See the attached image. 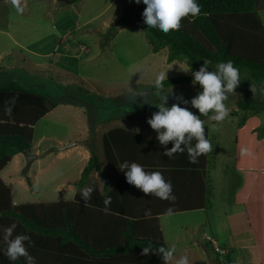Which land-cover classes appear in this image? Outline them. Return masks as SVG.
Returning <instances> with one entry per match:
<instances>
[{"label": "trees", "instance_id": "1", "mask_svg": "<svg viewBox=\"0 0 264 264\" xmlns=\"http://www.w3.org/2000/svg\"><path fill=\"white\" fill-rule=\"evenodd\" d=\"M64 1L76 3L80 0ZM197 2L200 14L182 18L180 28L168 33H161L144 23L142 12L146 5L143 3L125 7L117 21L106 29L103 44L114 37L119 29L137 28L142 31L152 53L166 50L168 64L180 61L188 68L191 65L192 71H197L199 63L203 61L216 65L231 60L239 68L240 74L247 72L252 81L264 89V27L258 15L264 11V0ZM192 83L193 76L189 71L186 76L165 80L163 91ZM132 89L137 94H153L154 91L153 84H134ZM192 98L173 99L174 102L170 104L178 103L181 107H188L202 120L209 117L211 113L208 116L201 115L198 109L191 106ZM183 100L189 103L185 105ZM56 105L44 90L26 88L17 82L0 85V172L15 155L25 156L30 153L34 126ZM236 106L237 111L253 112L255 115L264 112V104L254 99L240 100ZM8 108H11L10 114ZM151 116L149 113L147 120ZM246 119L244 117L242 121L245 123ZM147 120L149 129L155 131ZM245 126V133L255 140H261L259 148L263 153L260 170L252 166L241 172L243 178L246 172L251 173L247 176L249 188L245 209L259 263L264 264V123L255 128L248 124ZM256 130L260 132L255 133ZM207 133L205 127L206 138ZM130 136L124 130L114 129L104 136L103 143L114 145L120 140L123 144H129L133 141ZM139 140L146 142L144 139ZM82 143L90 151V157L81 172L77 187H81L93 171L100 170L94 149L88 145L87 140ZM195 143L193 140L189 146ZM181 146L184 148L185 144ZM135 151H139L137 147ZM111 153L112 150H106L107 158L110 159ZM236 156L240 166L241 153L238 148ZM117 157H114L115 161H110L111 165L123 163L122 158ZM93 189L87 203L81 194H76L72 201L14 205L8 187L0 179V247L5 246V229L15 223L17 227L13 229L12 238L20 234L31 237L32 243L28 245L25 241V244L37 264H165L157 252L161 246L166 248L158 220L128 217L110 210L105 212V196L100 195L96 186ZM112 194L110 192L107 195L112 198ZM148 246L151 251L145 255L142 250ZM0 264L26 262L23 257L12 262L0 252Z\"/></svg>", "mask_w": 264, "mask_h": 264}, {"label": "rangeland", "instance_id": "2", "mask_svg": "<svg viewBox=\"0 0 264 264\" xmlns=\"http://www.w3.org/2000/svg\"><path fill=\"white\" fill-rule=\"evenodd\" d=\"M21 4L24 8L22 14L16 12L11 0H0V85L17 82L26 88L44 90L56 103L69 102L81 106L85 109L89 128L94 130L100 125L99 134L110 127L112 123L109 120L119 116H137L140 128L145 130V116L158 111L155 104L159 100L153 94H138L135 101H131L129 88H133L134 84H154L156 75L162 71H167V79L189 74V71H185L188 67L183 62H166L165 49L152 53L142 31L137 28L119 29L114 37L103 44L107 27L117 21L122 15V9L137 5L135 0H80L67 4L57 0H21ZM259 16L264 24V12ZM14 41L20 43V47ZM80 45L87 47V52L80 51ZM35 53L50 56L43 58ZM36 63H43L45 66L34 67ZM203 64L204 61L200 62L199 68ZM212 70H215V65L208 63V71ZM240 80L235 89L241 91L240 94L244 97L242 100L254 99L264 104L258 100L263 88L257 86L247 72L240 74ZM252 88L256 91L253 92ZM235 89L228 95H235ZM200 90L197 83L175 94L172 91L168 93L167 106L170 107V103L177 99L173 97L172 100L173 94L195 97ZM231 102L233 98H228L226 106L230 107ZM233 109L238 110L237 106ZM238 112L237 115H228L221 122L210 120L209 117L204 120V127L209 128L207 139L210 135L212 151L221 159L219 180L222 186L220 199H215L217 207L226 204V198L244 184L242 166L238 165L237 159L234 162L233 150L237 154L238 148L241 153V143L249 153L252 152L251 143L248 140L242 142L241 131L246 127L242 118L254 113ZM66 116L48 114L43 117L34 126V145L43 135L47 138L41 144V150H44L46 146H53L54 137H65L74 131L79 118L73 114ZM256 120L259 123H254L255 127H261L264 113ZM257 130L255 133L260 132ZM86 140L100 157L101 143L95 146L93 134ZM214 147H218L219 152ZM261 152L260 150L259 153ZM208 156L209 164L213 165L212 153L208 152L206 157ZM25 164L26 159L19 174L23 179ZM80 166L81 162L76 159L71 163H43L40 168L44 170L39 174L38 182L33 186L27 184V191L22 190L25 199H17L20 194L18 186H10L13 200L21 203L66 199L57 197L53 185H60L66 179L77 177ZM5 171L2 173L3 177L6 176ZM35 171L36 165H33L31 173ZM220 256L224 258V255Z\"/></svg>", "mask_w": 264, "mask_h": 264}, {"label": "crops", "instance_id": "3", "mask_svg": "<svg viewBox=\"0 0 264 264\" xmlns=\"http://www.w3.org/2000/svg\"><path fill=\"white\" fill-rule=\"evenodd\" d=\"M262 12L264 11H260L258 15ZM14 42L20 47V43ZM36 55L43 58L50 56L48 54ZM44 66L43 63L34 64V67L37 68H44ZM190 85L176 87L164 93L173 91L175 94L179 90L190 88ZM197 88L198 87L195 88L196 91ZM235 91V95H228L227 97V99L233 98L230 107H227L229 115L231 116L239 113L237 110H234L233 107L236 106L237 101L244 98L240 94L241 91L238 92V89H235ZM174 94L172 100L173 97H190L189 95L178 96ZM47 96L51 101L55 102L53 97H50L48 94ZM243 100H246V98ZM258 100L264 102V91L260 92ZM261 113L247 116L245 124L255 128L254 123H259L256 119ZM48 114H58L59 116H62V114L64 116H71V114H73V116L79 118V122L74 131L65 137H54L53 146H46L44 150H41V144L47 139L46 137L42 135L35 145L32 142L29 155L36 156V159L32 161L26 174L24 173L25 179L19 175L22 167H24L25 156L22 154L15 155L8 165L0 172V179L8 187L14 205L49 202H15L12 197L10 186H18V194H20L17 199L23 200L25 196H23L24 193L22 190L27 191V184H32V186L36 184L39 174L44 170L40 168V165L45 162L51 164L56 161L71 163L72 160L76 159L81 162L77 177L66 179L61 182L60 185H53L57 197H66V199H58V201L55 200L51 202L72 201L76 194H81V189L84 187L93 188L96 186L101 196L113 192L109 205L110 211L133 218H156L158 220L159 230L166 248H175L173 260L169 261V264H175L181 256H187L189 264H260L245 209L249 188V179L247 176L251 175V173L248 174L246 172L244 175L246 179H244V184L239 186L236 191L234 190L232 195H229V198H226V204L223 203L222 206L217 207L215 199H220L222 184L219 180V171L221 170L219 163L221 159L219 155H215V152L210 151V153H212V159L214 160L213 165L209 164V156L206 157L205 154V156L201 154L197 158L196 163H191L188 158L186 146H184V148L181 146V149H185L184 152H177L173 157L169 158L163 153L166 148L170 149L173 146V142L169 141L166 146L160 145L157 140L156 131L150 130L148 126H146L145 130L141 129L139 125L141 124L140 119L134 115L119 116L109 120V122L112 123L110 127L104 129V131L99 134L100 125L94 128V130L89 128V121H86L85 109L76 104L69 102L61 104L57 102L56 107L46 115ZM46 115L44 117H46ZM148 116L149 115L145 116V123ZM114 129L124 130L127 134H131L130 137L133 141L129 144H123V141L117 140L114 145L113 143L110 145L104 144V136ZM241 133L243 135L242 142L248 140L251 143L250 148H252L250 154H241L240 156L239 161L242 170H247L248 168H252V166H255L253 169L260 170L262 166V154L259 153L261 150L259 148L261 140H255L251 135L245 133L244 130L241 131ZM91 134L94 135L96 147L101 143L100 157L94 150L99 159L100 170L93 171L86 178L84 184L81 187H77L76 185L79 182L81 172L90 157V151L82 142ZM209 138L210 135L208 136V139ZM139 139H144L146 142H142ZM135 140L137 142H135ZM74 142L75 145L60 152L54 153L51 152V149H47L48 147H59ZM241 146L242 144L240 143V149L245 148ZM135 147H137L139 151H135ZM214 148L219 152L218 147ZM106 150H112L110 159L105 155ZM116 156H118L116 159L122 158L123 162H135L143 165L146 172L160 171L165 180L171 182L172 195L175 199L162 200L154 194H145L134 185H129L125 178V172L127 170L121 171L119 168L121 163L117 166L110 164V161H115L114 157ZM242 157L245 159L242 160ZM233 158L235 162L237 159L235 149L233 150ZM33 165H36V171L31 173ZM4 171L6 176L3 177L2 173H4ZM33 191L36 192L35 190ZM209 194L212 195L209 196ZM211 240L223 253L214 252L211 248ZM221 254L224 255V258L220 256Z\"/></svg>", "mask_w": 264, "mask_h": 264}, {"label": "clouds", "instance_id": "4", "mask_svg": "<svg viewBox=\"0 0 264 264\" xmlns=\"http://www.w3.org/2000/svg\"><path fill=\"white\" fill-rule=\"evenodd\" d=\"M12 6L17 13H23L24 8L21 0H11ZM136 4L143 3L146 5L142 12L144 23L161 33H168L170 30H178L181 26V19L187 16L196 17L200 14V6L197 0H135ZM185 71H191L193 76V84H199L201 90L190 101L191 106L198 109L199 114L209 116L210 120L221 122L229 115V110L225 104L228 94L234 92V89L240 83V70L231 60L219 62L215 65V70L208 71V62L197 71H192L191 65ZM167 80V71L158 73L153 84V96L158 98L159 103L155 106V111L147 120L151 129L157 133V140L160 145L166 146L169 141L173 142L170 149H165L164 155L171 158L177 152H184L181 144H185L188 158L191 163H196L197 158L201 154L212 151V144L205 136V121L200 116L194 114L188 107H181L178 103L167 106L168 93H164V81ZM255 92L256 89L252 88ZM264 91V89H261ZM129 98L135 101L138 95L134 89L129 88ZM177 99H180L177 97ZM183 104L187 105L188 100H183ZM11 113V108L7 109ZM196 141L194 146H189L190 142ZM241 154H250L247 148L241 149ZM120 170L125 172L126 182L134 185L145 194H154L162 200H174L172 195V184L166 181L160 171L146 172L144 166L135 162H123L119 166ZM92 187H84L81 189V196L85 203L91 199L93 192ZM103 211L108 212V206L111 203V197L105 194ZM171 211V210H169ZM17 225L13 223L5 229L4 241L5 246L0 247V252L12 262L17 261L21 257L24 258L26 264H37L36 258L32 256L25 244L32 243L29 235H16L13 237V229ZM143 254L148 255L151 247L143 248ZM162 256L165 264L173 260L175 248H165L163 246L157 249ZM175 264H189L187 256H181Z\"/></svg>", "mask_w": 264, "mask_h": 264}, {"label": "water", "instance_id": "5", "mask_svg": "<svg viewBox=\"0 0 264 264\" xmlns=\"http://www.w3.org/2000/svg\"><path fill=\"white\" fill-rule=\"evenodd\" d=\"M57 1L64 2L66 4L70 3V2L64 1V0H57ZM73 145H75V142L71 143L69 145L54 147V148L51 149V152H54V153L55 152H60V151H63L65 149L69 148L70 146H73ZM25 159H26V164H25V168L23 170V173L27 172V170L29 169V166L31 165L32 161L36 159V156L27 154V155H25Z\"/></svg>", "mask_w": 264, "mask_h": 264}, {"label": "built area", "instance_id": "6", "mask_svg": "<svg viewBox=\"0 0 264 264\" xmlns=\"http://www.w3.org/2000/svg\"><path fill=\"white\" fill-rule=\"evenodd\" d=\"M87 50V47H85L84 45H80V51L87 52ZM210 244L215 253H223L212 240L210 241Z\"/></svg>", "mask_w": 264, "mask_h": 264}]
</instances>
